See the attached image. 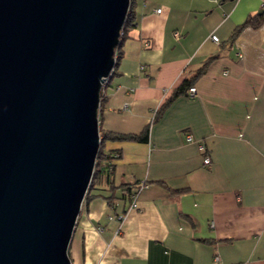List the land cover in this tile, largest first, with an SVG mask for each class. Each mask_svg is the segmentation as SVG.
Listing matches in <instances>:
<instances>
[{"label":"crops","instance_id":"1","mask_svg":"<svg viewBox=\"0 0 264 264\" xmlns=\"http://www.w3.org/2000/svg\"><path fill=\"white\" fill-rule=\"evenodd\" d=\"M263 4L130 0L135 24L102 89L99 133H141L185 79L196 94L174 98L147 140L102 143L120 156L91 191L102 196L81 204L71 264H264V23L230 43ZM143 183L130 208L121 190Z\"/></svg>","mask_w":264,"mask_h":264},{"label":"water","instance_id":"2","mask_svg":"<svg viewBox=\"0 0 264 264\" xmlns=\"http://www.w3.org/2000/svg\"><path fill=\"white\" fill-rule=\"evenodd\" d=\"M130 0H0V264H71Z\"/></svg>","mask_w":264,"mask_h":264},{"label":"trees","instance_id":"3","mask_svg":"<svg viewBox=\"0 0 264 264\" xmlns=\"http://www.w3.org/2000/svg\"><path fill=\"white\" fill-rule=\"evenodd\" d=\"M262 8L263 9L260 13L250 15L241 25H239L235 28V30L232 32V34L230 36V43L233 42L234 38L240 33V31L243 28L248 27V26L256 28V27H258L264 23V7H262ZM134 22H135L134 12L130 9V6H129L125 20H124V23H123V26H122V29H121V31H122L121 37L119 38V42L114 49V56H115L114 57V65H113V68L111 70L110 77H112L115 74L116 67L119 63L121 56H122V53H121L122 40L125 37L127 29L129 27L133 26L135 24ZM212 59H214V56L209 57L206 60L205 64L201 68L198 69L195 76L200 75L202 73V71L204 70V68L207 66V64L210 62V60H212ZM192 83H193L192 78L183 80L181 82V84L171 93V95L154 112L153 118L151 119L150 123L157 120V118L161 115V113L164 111V109L170 104V102L174 98H176L177 96H179L181 94H185L187 89L192 85ZM105 100H106V97L103 94V91L101 89L100 95H99V109H98L99 112L102 109L103 105L105 104ZM150 123L147 124V126H145L143 131L139 134H124V133L100 131L99 134H100V138H101V144H100V147H99V150L97 153V157L95 160V165H94L91 181H90L87 193L85 194V197H84L85 201H88V200H90L96 196H102V195L92 194L91 191L93 190L95 185H97V182L99 181V179L101 178L103 173H106L107 175H110L112 173V166H113L112 161H113V159H116L120 156L119 153L113 154L110 152L103 151L102 143L105 140L145 141V140H147L148 129H149ZM117 188H119V187H113V188L111 187L110 189L116 190ZM137 189L138 188L131 189L130 187H125L121 190V192L123 194H124V192H127L128 200L130 203V196L133 192H136ZM122 197H123V195H122ZM104 199H106L107 202L110 204V200L114 199V196H113V194H111L110 196L104 197Z\"/></svg>","mask_w":264,"mask_h":264},{"label":"built area","instance_id":"4","mask_svg":"<svg viewBox=\"0 0 264 264\" xmlns=\"http://www.w3.org/2000/svg\"><path fill=\"white\" fill-rule=\"evenodd\" d=\"M210 1H212V2L218 4V3L221 2L222 0H210ZM262 7H264V4H263ZM160 11H161V9H156V12H157V13H159ZM121 34H122V31H121ZM175 35L177 36L178 34L176 33ZM120 37H121V35H120ZM211 39H212L215 43H219L218 37H217L216 35H211ZM114 57H115V56H114ZM110 75H111V72L109 73V75H107V76L103 79V82L101 83V89H103V88L106 86L107 82H108L109 79H110ZM101 89H100V91H101ZM195 94H196V88H195L194 86H190V87L187 89V95H188L189 97H192V96H194ZM98 109H99V108H98ZM188 139H190L189 136H188ZM203 164H204L205 166H208V165L210 164V159H209V157H205V158L203 159ZM143 186H145L144 183L141 184V187H139V188L136 190V192H133V193L131 194V196H130V203H129V207H130V208H135V207L137 206L136 200H137V197H138V193H139L140 188H142ZM214 259H215V260H218L219 258H218L217 255H215Z\"/></svg>","mask_w":264,"mask_h":264}]
</instances>
